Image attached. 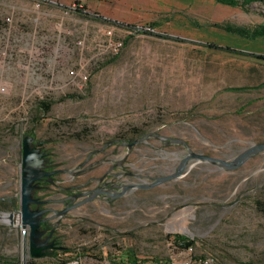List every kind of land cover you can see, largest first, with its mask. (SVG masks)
<instances>
[{
	"label": "rangeland",
	"instance_id": "obj_1",
	"mask_svg": "<svg viewBox=\"0 0 264 264\" xmlns=\"http://www.w3.org/2000/svg\"><path fill=\"white\" fill-rule=\"evenodd\" d=\"M225 25L263 26L264 3L0 0V215L19 209L23 135L51 140L68 169L115 136L143 138L122 169L143 186L119 210L67 220L69 254L56 259L30 260L28 231L0 221V264H23V252L25 264H172L176 236L212 264H264V152L234 170L189 159L180 177L151 187L188 151L230 162L264 143V38ZM118 42L115 54L108 43ZM235 87L249 90H227ZM40 100L54 101L48 113Z\"/></svg>",
	"mask_w": 264,
	"mask_h": 264
},
{
	"label": "flooded vegetation",
	"instance_id": "obj_2",
	"mask_svg": "<svg viewBox=\"0 0 264 264\" xmlns=\"http://www.w3.org/2000/svg\"><path fill=\"white\" fill-rule=\"evenodd\" d=\"M31 137L33 149L44 154L40 159L42 175L34 184L32 198L35 202L31 209L41 213L39 217L40 231L43 232L41 239L46 240L47 244H52L50 255L46 257L67 255L69 252L61 233L67 220L73 219L74 225L75 222H89V218L84 216H90L98 208L119 210L120 200L131 195L136 189L133 186H143L129 182L137 175L122 170L128 156L143 138L132 141L125 140L120 135L115 136L99 148L88 151L81 161L68 169L56 159L54 151L49 148L51 140ZM157 138L161 139L159 136ZM38 142L41 143L37 144ZM123 146L126 147L124 157L121 155ZM180 167L181 164L178 170ZM157 179L161 178L153 179V183ZM27 231L29 235V230ZM28 256L30 260L41 259L31 257L29 250Z\"/></svg>",
	"mask_w": 264,
	"mask_h": 264
},
{
	"label": "water",
	"instance_id": "obj_3",
	"mask_svg": "<svg viewBox=\"0 0 264 264\" xmlns=\"http://www.w3.org/2000/svg\"><path fill=\"white\" fill-rule=\"evenodd\" d=\"M33 138L30 135L22 136V157H21V184H20V195H19V209L17 213H8L0 215V221L3 223H11L14 225H20L22 234H25V230H29L28 235V250L29 255L33 258H43L50 255V249L52 244H47L46 240H42L41 236L43 232L40 231V212L32 210L31 205L35 202L32 198L33 190L35 189V182L42 175V160L41 157L44 156L43 153H39L38 150L33 149ZM173 143L181 144L187 146L185 141L182 140H171ZM41 142H38L39 144ZM189 152V156L185 158L179 170L176 174L157 179L155 183L151 185L156 186L160 182L168 181L170 179L180 177L181 173L189 159H196L199 161L208 162L214 165H220L225 167L227 170H234L241 167L249 158L255 156L259 153L264 152V143L255 144L238 157L230 162L221 160L216 157H210L200 154H195ZM135 188H141L140 185L133 186ZM25 237V236H23ZM25 243L23 244V248ZM25 251V249H24ZM25 252H23V264H25Z\"/></svg>",
	"mask_w": 264,
	"mask_h": 264
},
{
	"label": "trees",
	"instance_id": "obj_4",
	"mask_svg": "<svg viewBox=\"0 0 264 264\" xmlns=\"http://www.w3.org/2000/svg\"><path fill=\"white\" fill-rule=\"evenodd\" d=\"M214 2L223 5V6H228V7H233V8H240L241 10L247 11L250 6L253 4H263L264 0H213ZM81 10V7H79V11ZM128 30L129 29H134L135 27L133 26H128L126 27ZM224 30L233 34H236L240 37L247 38V39H252L255 37H262L264 38V25L260 26L259 28L253 29V30H248L243 27H234L231 25H225ZM137 31V30H136ZM144 32V31H142ZM143 34H147V32H144ZM258 59H264L262 57H257ZM264 83H261L258 85L256 88H263ZM228 91L232 92H246L249 90L248 87H235V88H228ZM68 98H73L72 95H67L65 97H62L59 101L68 99ZM54 101H46V100H40L37 102V109L38 111L42 112L43 114H46L50 111L51 106L53 105ZM22 234V232H21ZM25 236L24 234H22ZM177 239H175V244L178 248L180 249H185L190 246H194V242L192 240H189L187 238H183L180 236H176ZM49 258H57V257H49ZM65 264V263H61Z\"/></svg>",
	"mask_w": 264,
	"mask_h": 264
},
{
	"label": "built area",
	"instance_id": "obj_5",
	"mask_svg": "<svg viewBox=\"0 0 264 264\" xmlns=\"http://www.w3.org/2000/svg\"><path fill=\"white\" fill-rule=\"evenodd\" d=\"M122 47V42L118 43H108V48L110 49L111 52L113 53H118L119 50ZM178 254H177V260H174L172 264H212L213 263V258L212 257H195L193 255V247H187L185 249H180L178 248ZM76 264V262H75Z\"/></svg>",
	"mask_w": 264,
	"mask_h": 264
},
{
	"label": "crops",
	"instance_id": "obj_6",
	"mask_svg": "<svg viewBox=\"0 0 264 264\" xmlns=\"http://www.w3.org/2000/svg\"><path fill=\"white\" fill-rule=\"evenodd\" d=\"M133 258L127 257L126 259H121L120 258H115L113 260L106 259V257H103L100 261L97 260H92L91 257L86 260V257L77 258L76 263L78 262L79 264H133L134 261L132 260ZM75 262V261H74Z\"/></svg>",
	"mask_w": 264,
	"mask_h": 264
}]
</instances>
